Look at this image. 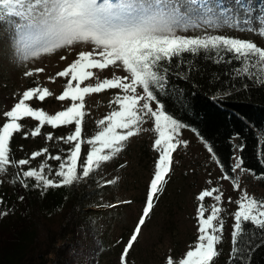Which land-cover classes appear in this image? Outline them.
<instances>
[{
	"label": "snow or ice",
	"instance_id": "obj_1",
	"mask_svg": "<svg viewBox=\"0 0 264 264\" xmlns=\"http://www.w3.org/2000/svg\"><path fill=\"white\" fill-rule=\"evenodd\" d=\"M244 3L245 0H233L229 6L233 14H245L242 21L229 26L264 36V21L260 22L259 29L250 27L248 21L254 16L251 9L244 7ZM227 11L228 7L215 10V0H0V17L8 18L10 27L15 26L19 37L16 49L24 60L39 58L41 54H53L60 49L72 50L77 45L90 46V50L78 51L76 58L63 70L56 72L55 76L48 77L53 83L57 77L66 78L62 93L56 96L58 101H70L66 108L54 115L33 108L29 101H43L52 95L48 88L37 85L23 91L11 109L3 113L5 122L0 126V173H4L7 166L22 169L31 160L44 155L45 160L38 168L30 167L17 173L12 182L18 181L28 187L26 181L32 179L35 181L34 187L42 190L71 186L88 178L102 164L118 155L130 138L141 132L154 133L153 149L159 155L142 215L120 257V264H127L129 250L137 240L141 226L171 171L173 153L180 145L186 147L188 143L179 139L180 130L186 125L168 114L157 97L158 93L166 91L168 85L167 66L174 60L182 64L185 55L198 56L203 53L206 59L217 63L237 62L238 66L233 70L235 78L264 84V48L249 40L212 34L207 28L217 29L220 25L211 19L196 23L191 20L194 16H216ZM198 28L203 29L202 34H179ZM2 29L3 21L0 20V31ZM60 59L66 60L67 57L62 55ZM109 68L121 70L126 75L113 72L111 78L101 79L93 71L102 72ZM43 71V68H36L26 71L24 75L34 76ZM92 78H95V83H85ZM110 89L119 90L109 101L110 105L116 107L97 120L98 130L90 138L84 139L83 118L88 114L85 97ZM25 118L38 121V124L30 129V133L25 132L24 138L29 134L35 138L41 134L44 125L52 129L74 125V130L68 135L55 138L70 145L66 155L53 156L45 147L33 151L29 159H11L10 140L24 127L20 121ZM149 121L152 127H144ZM53 138L51 132L46 135L47 141ZM84 144L88 146L86 155L82 152ZM239 149L242 151L243 146L240 145ZM212 158L216 159L214 155ZM48 160L59 161L55 178L50 179L44 173L45 168L49 174L53 172ZM242 163V159L236 157L232 171H250L244 169ZM220 179L230 180L233 190L240 187L238 179L230 175L225 174ZM113 182L109 180L105 183ZM208 183L211 184V181ZM206 197H211L215 203L205 218L203 202ZM197 199L201 202L196 217L198 238L178 264H213L218 255L217 245L222 241L224 226L220 216L224 211L220 206L223 193L213 187L201 191ZM229 202H232L231 197ZM235 204L237 210L232 214L230 264L235 260H243L239 240L245 224L250 223L264 231V201H258L245 191ZM7 214L0 212V217ZM253 250L249 248V252ZM167 264L176 262L169 257Z\"/></svg>",
	"mask_w": 264,
	"mask_h": 264
},
{
	"label": "rangeland",
	"instance_id": "obj_2",
	"mask_svg": "<svg viewBox=\"0 0 264 264\" xmlns=\"http://www.w3.org/2000/svg\"><path fill=\"white\" fill-rule=\"evenodd\" d=\"M232 2L233 0H215V10L228 7V11L216 16H194L191 20L196 23L211 19L213 23L220 25L217 29L207 28L212 34L249 40L264 48V36L229 26L242 21L245 16L243 12L232 13L229 7ZM244 7L251 9L254 16L248 21L249 26L259 29L260 22L264 21V0H245ZM0 20L3 21V29L0 31V126L5 122L3 113L11 109L19 95L37 85L48 88L52 95L43 101L37 99L29 101L33 108L43 109L50 115L66 108L70 101L56 99L63 91L66 78L57 77L53 83L48 77L55 76L56 72L63 70L76 58L78 51L90 50V46L86 48L77 45L72 50L60 49L53 54H41L39 58L24 60L16 49L19 37L15 26H9L8 18L0 17ZM202 31L201 28L189 29L179 34L199 35ZM62 55L67 59L61 60ZM36 68H43L44 71L34 76L24 75L26 71ZM93 71L101 79L111 78L113 72L117 75H126L121 70L111 68L102 72ZM85 83H95V78ZM118 91L110 89L85 97V110L88 114L83 118L84 139L90 138L98 130L96 121L116 107L110 105L109 101ZM20 123L24 127L10 140L11 159H29L33 151L45 147L53 156L66 155L70 145L55 138L68 135L74 130V125L59 126L56 129L44 125L41 134L35 138L30 134L24 138V133H30V129L34 128L38 121L25 118ZM144 127L151 128V121ZM49 132L54 137L51 141L46 140ZM154 138L152 132H141L130 138L118 155L102 164L100 169L88 178L80 180L78 183L82 187H90L91 193L83 202L81 200L74 210L66 208L63 212L48 217L42 215L36 245L44 250L45 246L51 249L45 256V264H120L123 249L146 204L148 186L159 155L153 149ZM179 139L187 141V146L180 145L173 153L171 171L154 200L149 216L141 226L137 240L129 250L127 264H167L169 257L178 264L189 250V246L194 245L198 238L196 217L201 202L197 197L201 191L213 187L219 188L223 193L220 206L224 209L220 213L224 221L223 236L221 243L217 245L218 255L214 258L213 264H224L232 248L231 231L234 222L232 214L237 210L235 201L245 191L258 201H264V185L259 183L252 173L241 172L239 169L232 172L231 177L238 179L240 185L238 190H233L230 180L220 179L225 173L217 160H213V153L209 152L208 146L194 132L184 127L180 130ZM87 150L88 146L82 145L83 154L86 155ZM236 157H239L237 151L231 159L233 166ZM44 160L45 156L42 155L31 160L30 164L23 166L22 169L7 166L5 172L0 173V192L9 190L14 196L11 205L0 207V212L8 213L0 217L1 220H5V225L0 227V241L8 239L11 232L25 225L28 222L27 214L30 213L28 199L21 184L12 181L17 173H22L30 167L38 168ZM47 163L53 172L49 174L45 168V175L50 179L55 178V169L59 161L48 160ZM109 180L114 182L105 183ZM208 181H211V184ZM229 197L232 199L231 203ZM214 203L211 197L205 198L203 202L206 209L205 218ZM54 251L57 253L54 254Z\"/></svg>",
	"mask_w": 264,
	"mask_h": 264
},
{
	"label": "trees",
	"instance_id": "obj_3",
	"mask_svg": "<svg viewBox=\"0 0 264 264\" xmlns=\"http://www.w3.org/2000/svg\"><path fill=\"white\" fill-rule=\"evenodd\" d=\"M237 66L235 61L230 64L206 59L203 53L185 55L182 64L174 60L167 66L168 85L157 97L168 114L211 148L225 174L232 176L231 159L237 151L242 167L264 185V84L235 78L233 70ZM26 183L28 187L21 186L29 203L28 222L0 241V264H45L51 249L36 245L41 218L66 208L74 210L91 193L90 187L78 182L47 190L34 187L32 179ZM13 198L9 190L1 191L0 207L11 205ZM4 225L5 220L0 219V227ZM243 227L239 240L243 260L231 264H249V257L250 264H264V231L250 223ZM249 248L254 250L249 252ZM224 264H230V254Z\"/></svg>",
	"mask_w": 264,
	"mask_h": 264
}]
</instances>
